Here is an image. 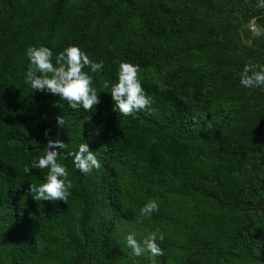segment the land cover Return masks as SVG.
<instances>
[{
  "label": "trees",
  "instance_id": "trees-1",
  "mask_svg": "<svg viewBox=\"0 0 264 264\" xmlns=\"http://www.w3.org/2000/svg\"><path fill=\"white\" fill-rule=\"evenodd\" d=\"M262 14L255 0H0V264H151L126 237L156 229V264H264V90L239 75L264 66V37L246 44L238 29ZM41 45L53 62L70 45L103 61L85 69L95 110L25 82L26 50ZM120 61L139 65L152 113L113 110ZM49 139L66 144L68 203L29 191L48 170L24 166ZM82 142L101 164L88 174L70 155Z\"/></svg>",
  "mask_w": 264,
  "mask_h": 264
},
{
  "label": "clouds",
  "instance_id": "clouds-1",
  "mask_svg": "<svg viewBox=\"0 0 264 264\" xmlns=\"http://www.w3.org/2000/svg\"><path fill=\"white\" fill-rule=\"evenodd\" d=\"M29 60L25 82L33 90L47 91L60 100L66 101L72 110L79 111L82 107L86 111L95 110L101 103L98 90L93 87V76L91 73H98L103 69V61L94 62L78 46L70 45L59 52L54 58L53 52L47 46H30L26 50ZM116 63V61H114ZM140 67L128 61H120L118 68L117 82L111 84L110 94L114 101L113 110L124 116L139 111L152 113L154 109L153 99L146 94L138 77ZM240 84L245 88H256L264 86V66L251 62L244 65L239 73ZM110 81L102 82V89H109ZM57 123L64 127L63 116L57 117ZM48 135V131H45ZM66 144L60 140H48L45 147V154L32 161L31 167L24 166L26 174L31 169H47L45 182L37 185L32 183L29 191L36 201H64L68 203L73 187L72 181L68 178L69 171L66 165L58 161V149H64ZM73 156L75 167L82 173L88 174L94 168H100L101 164L94 151L89 145L82 142L77 151L70 153ZM159 210L155 199L147 202L141 209V216H150L154 211ZM164 233L159 229L149 233L142 241H138L135 235L130 233L126 237L127 247L131 249L133 257L147 254L151 264H156V257L162 256L164 250L157 243V239L164 240Z\"/></svg>",
  "mask_w": 264,
  "mask_h": 264
},
{
  "label": "built area",
  "instance_id": "built-area-1",
  "mask_svg": "<svg viewBox=\"0 0 264 264\" xmlns=\"http://www.w3.org/2000/svg\"><path fill=\"white\" fill-rule=\"evenodd\" d=\"M255 1H256V6L263 11V14L261 16L264 17V0H255ZM249 29L252 32L253 37H258L262 35L263 29L262 26H260L259 16H254L250 19ZM249 44H253V38L250 40ZM263 90H264V86H263ZM262 139L264 140V129L262 132Z\"/></svg>",
  "mask_w": 264,
  "mask_h": 264
},
{
  "label": "rangeland",
  "instance_id": "rangeland-1",
  "mask_svg": "<svg viewBox=\"0 0 264 264\" xmlns=\"http://www.w3.org/2000/svg\"><path fill=\"white\" fill-rule=\"evenodd\" d=\"M260 26H262V29H263V33H262V36L264 37V26L262 23H260ZM238 29H239V32L243 38V41L246 43V44H249L250 43V40L252 38H254L252 36V32L250 31L249 29V23L247 24H243V25H240L238 26ZM251 32V33H250ZM251 45V44H250Z\"/></svg>",
  "mask_w": 264,
  "mask_h": 264
}]
</instances>
